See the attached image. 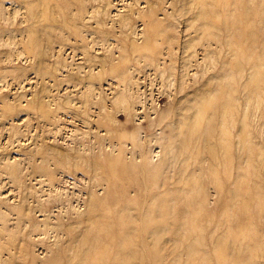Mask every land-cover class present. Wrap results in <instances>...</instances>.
<instances>
[{
    "label": "rangeland",
    "instance_id": "rangeland-1",
    "mask_svg": "<svg viewBox=\"0 0 264 264\" xmlns=\"http://www.w3.org/2000/svg\"><path fill=\"white\" fill-rule=\"evenodd\" d=\"M263 77L264 0H0V264H264Z\"/></svg>",
    "mask_w": 264,
    "mask_h": 264
},
{
    "label": "bare ground",
    "instance_id": "bare-ground-1",
    "mask_svg": "<svg viewBox=\"0 0 264 264\" xmlns=\"http://www.w3.org/2000/svg\"><path fill=\"white\" fill-rule=\"evenodd\" d=\"M135 33H136V32H135ZM132 34H133V33H132ZM255 64H256V63H255ZM255 72H256V71H255ZM259 75H261V74H259ZM256 77H257V76H256ZM263 78H264V77H263ZM254 79H255V78H254ZM257 79H259V76L257 77ZM260 79H261V78H260ZM254 81H255V80H254ZM254 81H253V82H254ZM260 81H261V80H260ZM263 81H264V80H263ZM255 83L257 84L256 81H255ZM255 83H254V87H255ZM251 84H252V83H251ZM251 84H250V85H251ZM259 84H260V83L258 82V85H259ZM251 86H252V85H251ZM259 87H260V86H259ZM256 88H257V87H256ZM253 90H254V89H253ZM255 91H256V89H255ZM249 93H250V91H249ZM252 95H253V93H252ZM248 96H250V95H248ZM248 98H249V97H248ZM250 98H251V96H250ZM209 101H210V100H209ZM206 103H208V102H206ZM211 104H212V103H211ZM216 104H217V103H216ZM212 105H213V104H212ZM203 106H205V105H203ZM199 108H200V107H199ZM213 110H215V109H213ZM223 113H224V112H223ZM200 114H201V112H200ZM205 114H206V113H205ZM224 114H225V113H224ZM203 115H204V113H203ZM222 115H223V114H222ZM222 115H221V116H222ZM200 116H202V114H201ZM226 116H227V115H226ZM202 119L204 120V118H202ZM225 119H227V118H225ZM203 120H202V121H203ZM200 122H201V121H200ZM222 122H223V121H222ZM207 124H211V123L209 122V123H207ZM245 124H246V123H245ZM222 125H224V124H222ZM206 127H207V126H206ZM195 128H196V127H195ZM243 128H244V127H243ZM247 128H248V127H247ZM193 129H194V127H192V131H193ZM201 129H202V128H201ZM210 129H211V128H210ZM221 129H223V128H221ZM204 130H205V129H204ZM206 130H207V129H206ZM206 130H205V132H206ZM225 130H226V129H225V127H224V131H225ZM190 131H191V130H190ZM200 131H201L200 133H202V130H200ZM222 131H223V130H222ZM194 132H197V131L195 130ZM226 132H227V131H226ZM248 132H249V131H248ZM190 133H191V132H190ZM208 133H210V130H209ZM212 133H213V132H212ZM249 134H251V133L249 132ZM191 135H192V134H191ZM193 135H194V134H193ZM220 135H221V132H220ZM228 135H230V134H228ZM227 137H228V136H227ZM250 137H251V136H250ZM190 138H191V136H190ZM190 138H189V139H190ZM204 139H205V140H208V139H206V138H204ZM204 139H203V140H204ZM241 139H242V140L240 141V144H241V142H242L243 140H245V139H243V138H241ZM205 140H204V141H205ZM222 140H223V139H222ZM225 140H228V139L226 138ZM191 141H192V140H191ZM223 141H224V140H223ZM223 141H222V142H223ZM218 142H219V140H218ZM220 142H221V140H220ZM220 142H219V143H220ZM229 142H230V141H229ZM244 142H245V141H243L242 143L244 144ZM249 142H250V140H249ZM249 142H248V143H249ZM195 143H196V142H195ZM225 143H228V142H225ZM225 143H224V144H225ZM230 143H231V142H230ZM186 145H187V144H186ZM189 146H190V145H189ZM191 146H192V145H191ZM242 146H243V145H241V147H242ZM244 147H245V146H244ZM187 148H188V147H187ZM191 148H192V147H191ZM246 148H247V145H246ZM246 148H245V149H246ZM252 148H253V147H252ZM189 149H190V148H189ZM189 149H188V150H189ZM193 151H194V148H193ZM222 151H223V150H222ZM249 151H250V149H249ZM249 151H248V152H249ZM251 151H253V150H251ZM194 152H195V151H194ZM194 152H193V153H194ZM225 153H227V151H225ZM229 153H230V152H229ZM249 153H250V152H249ZM190 156H191V154H190ZM249 156H250V155H249ZM253 156H254V155H253ZM44 181H45V180H44ZM202 211H204L203 208H202ZM192 212H194V209H193ZM197 212H198V211H197ZM91 213H92V212H91ZM194 213L196 214V212H194ZM195 214H192L193 216H191V219H192L193 217H195V218H193V221L195 220V222H196V216H197V215L201 216V215L199 214V212H198L197 215H195ZM106 218H107V217H106ZM189 218H190V217H189ZM168 220H169V219H168ZM108 221H109V220H108ZM108 221H106V222H108ZM188 221H189V220H188ZM188 221H187V223H188ZM190 221H191V220H190ZM163 222H164V221H162V224L167 223V222H164V223H163ZM195 222L192 223V221H191L190 224L192 223V224L194 225ZM198 222H199V221H198ZM100 223H101V222H100ZM108 223H109V222H108ZM111 223H113V222H111ZM160 223H161V222H160ZM104 224H105V223H104ZM106 224H107V223H106ZM155 224H156V223H155ZM192 224H191L190 226H192ZM198 224H199V223H198ZM198 224H197V226H199ZM98 225H99V224H98ZM107 225L109 226V224H107ZM110 225H111V224H110ZM121 225H122V224H121ZM103 226H104V225H103ZM126 227H128V225H127ZM106 228H107V227H106ZM108 228L110 229V227H108ZM112 228H113V226H112ZM187 228H188V227H187ZM190 228H191V227H190ZM195 228H196V224H195ZM201 228H202V227H201ZM113 229H115V227H114ZM117 229H118V228H117ZM128 229H129V231L131 230L129 227H128ZM146 229H147V228H146ZM191 229L193 230L194 227L191 228ZM100 230H101V228H100ZM119 230H120V225H119ZM187 230H188V229H187ZM192 230H190V231H192ZM196 230H198V229H196ZM101 231H102V230H101ZM107 231L109 232V230H107ZM190 231H189V232H190ZM105 232H106V231H105ZM202 232H203V231H202V229H201V233H202ZM193 233H194V231H192V234H191V235L194 236L195 233H194V234H193ZM196 233H197V232H196ZM201 233H199V234H201ZM203 233H204V232H203ZM106 234H107V233H106ZM113 234H114V233H113ZM117 234H118V233H117ZM124 234H126V233H124ZM127 234H128V232H127ZM131 234H132V233H131ZM199 234H198V235H199ZM128 235H129V234H128ZM239 235H240V234H239ZM102 236H103V235H102ZM107 236H108V235H107ZM114 236H116V235H114ZM118 236H119V235H118ZM237 236H238V235H237ZM248 236H249V235H248ZM93 237H95V235H94ZM103 237L105 238V235H104ZM112 237H113V236H112ZM189 237H190V235H189ZM189 237H188V238H189ZM195 237H197V235H196ZM199 237H200V239H201V238H202V235H199ZM203 237H204V236H203ZM243 237H245V235H243ZM100 238H101V236H100ZM108 238H109V237H108ZM126 238H127V236H126ZM126 238L124 237V239H126ZM246 238H247V235H246V237H245V240H246ZM110 239H111V238H110ZM119 239H120V238H119ZM121 239H122V238H121ZM128 239H130V238H128ZM191 239H192V238H191ZM191 239H190L189 241H193V240H191ZM248 239H249V238H248ZM104 240L106 241V239H104ZM104 240H102V242H103ZM115 240H116V239H115ZM117 240H118V239H117ZM131 240L133 241V239H131ZM201 240H202V239H201ZM205 240H206V239H205ZM242 240H243V239H242ZM93 241H95V239H94ZM100 241H101V240H100ZM194 241H195V240H194ZM198 241H199V239H198ZM202 241H204V240H202ZM239 241H241V240L239 239ZM239 241H238V242H239ZM109 242H110V241H109ZM115 242H116V241H115ZM115 242H114V243H115ZM119 242H120V241H119ZM121 242H122V241H121ZM125 242H126V241H125ZM125 242H124V243H125ZM244 242L247 243V241H244ZM244 242H243V244H244ZM107 243H108V242H107ZM107 243H106V244H107ZM198 243H199V245H197V246L202 245V243H201V244H200V242H198ZM198 243H197V244H198ZM205 243H206V242H205ZM205 243H203V244H205ZM240 243H241V242H240ZM100 244H101V243H100ZM100 244H99V245H100ZM112 244H113V243H112ZM115 244H116V243H115ZM115 244H114V245H115ZM119 244H120V243H119ZM125 244H127V243H125ZM134 244H135V242H134ZM188 244H189V242H188ZM190 244H191V243H190ZM248 244H249V243H248ZM250 244H251V245H250ZM250 244H249V246H253L252 243H250ZM96 245H97V244H96ZM108 245H110V243H109ZM129 245H132V244H129ZM191 245H192V244H191ZM218 245H219V244H218ZM239 245H240V244H239ZM112 246H113V245H112ZM112 246H111V247H112ZM117 246H118V243H117ZM192 246H194V245H192ZM202 246H203V245H202ZM242 246H243V245H242ZM247 246H248V245H247ZM96 247H97V246H96ZM107 247H108V246H107ZM111 247H110V248H111ZM121 247H124V246H120V247L118 246L119 250L121 249ZM132 247H135V246L133 245ZM195 247H196V246H195ZM200 247H201V246H200ZM114 248H115V247H114ZM125 248H126V246H125ZM125 248H124V249H125ZM127 248H128V247H127ZM193 248H194V247H193ZM246 248H247V247H246ZM95 249H96V248H95ZM104 249H105V252H106L107 248L104 247ZM124 249H123L122 251H124ZM136 249H137V248H136ZM136 249H135V250H136ZM97 250H98V249H97ZM99 250H102V249H99ZM111 250H112V249H111ZM201 250H202V249H201ZM204 250H205V249H204ZM217 250H218V249H217ZM217 250H216V253H218ZM241 250H242V249H241ZM244 250H245V249H244ZM244 250H243V251H244ZM113 251H114V250H113ZM136 251H137V250H136ZM194 251H195V250H194ZM194 251H193V252H194ZM198 251H199V249H198ZM202 251H203V250H202ZM220 251H221V250H220ZM105 252L103 251V253H105ZM109 252H110V250H109ZM109 252H108V254H110ZM116 252H118V251H116ZM130 252H131V251L129 250V253H130ZM133 252H134V251H133ZM188 252H189V251H188ZM195 252H197V251H195ZM204 252H205V251H204ZM237 252H238V251H237ZM239 252H241V251L239 250ZM127 253H128V251H127ZM206 253H207V252H206ZM220 253H221V252H220ZM100 254L103 255L102 252H101ZM125 254H126V253H125ZM132 254H134V253H132ZM144 254H145V253H144ZM223 254H224V253H223ZM223 254H221V255H222V258H223ZM236 254H237V253H236ZM106 255H107V254H106ZM106 255H105V256H106ZM117 255H118V253H117ZM117 255H114V256H117ZM120 255H121V254H120ZM120 255H119V256H120ZM130 255H131V253H130L128 256H130ZM138 255H139V254H138ZM147 255H148V253H147ZM151 255H152V254H151ZM193 255H197V254H193ZM193 255H192V256H193ZM200 255H201V254H200ZM208 255H209V254H208ZM216 255H217V254H215V258H216ZM224 255H225V254H224ZM226 255H227V254H226ZM95 256H96V255H95ZM107 256H109V255H107ZM114 256H112V257H114ZM119 256H117V257H119ZM128 256H127V257H128ZM133 256H134V258H135V255H133ZM144 256H145V255H144ZM149 256H150V255H149ZM197 256H198V255H197ZM204 256H207V255L204 254ZM204 256H203V257H204ZM218 256H219V255H218ZM218 256H217V258H219ZM112 257H111V258H112ZM122 257H125V256H122ZM152 257L154 258L153 255H152ZM199 257H200V256H199ZM203 257H201V258H203ZM208 257H210V256H208ZM225 257L228 258L229 255H228V256H225ZM225 257H224V258H225ZM236 257L238 258V255H237ZM100 258H101V257H99V259H100ZM115 258H116V257H115ZM115 258H114V260H115ZM131 258H133V257H131ZM142 258H143V257H142ZM155 258H156V256H155ZM188 258H189V257H188ZM194 258H195V257H194ZM201 258H200V259H201ZM205 258H206V257H205ZM217 258H216V260H217ZM229 258H230V257H229ZM229 258H228V259H229ZM233 258H234V257H233ZM233 258H232V259H233ZM245 258H246V257H245ZM112 259H113V258H112ZM121 259H122V258H121ZM121 259H120L119 261H121V262L124 263V261L121 260ZM124 259H125V258H124ZM200 259H199V261L201 262L203 259H201V260H200ZM228 259H227V260H228ZM246 259H248V258H246ZM127 260H128V259H126L125 262H127ZM129 260H130V259H129ZM136 260H138V259H136ZM204 260H205V259H204ZM211 260H212V259H211ZM216 260H215V261H216ZM219 260H220V259H219ZM219 260H217V261H219ZM221 260H222V259H221ZM112 261H113V260H112ZM207 261H208V260H207ZM229 261H230V260H229ZM229 261H228V262H229ZM244 261H245V260H244ZM110 262H111V261H110ZM153 262H154V261H153ZM194 262H195V260H194ZM202 262H203V261H202ZM208 262H212V261H208ZM220 262H221V261H220ZM224 262H225V260H224ZM96 263H97V262H96ZM189 263H190V262H189ZM192 263H193V261H192ZM206 263H207V262H206ZM222 263H223V262H222ZM226 263H227V262H226ZM249 263H250V262H249ZM93 264H94V263H93ZM120 264H122V263H120ZM127 264H128V263H127ZM151 264H152V263H151ZM153 264H156V263H153ZM194 264H195V263H194ZM196 264H198V263H196ZM199 264H200V263H199ZM202 264H203V263H202ZM208 264H209V263H208ZM212 264H213V263H212ZM216 264H217V262H216ZM228 264H233V263H228Z\"/></svg>",
    "mask_w": 264,
    "mask_h": 264
}]
</instances>
